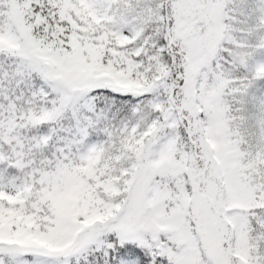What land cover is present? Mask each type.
<instances>
[{
  "label": "snow or ice",
  "instance_id": "snow-or-ice-1",
  "mask_svg": "<svg viewBox=\"0 0 264 264\" xmlns=\"http://www.w3.org/2000/svg\"><path fill=\"white\" fill-rule=\"evenodd\" d=\"M0 264H264V0H0Z\"/></svg>",
  "mask_w": 264,
  "mask_h": 264
}]
</instances>
